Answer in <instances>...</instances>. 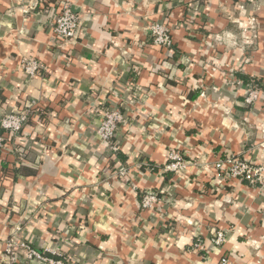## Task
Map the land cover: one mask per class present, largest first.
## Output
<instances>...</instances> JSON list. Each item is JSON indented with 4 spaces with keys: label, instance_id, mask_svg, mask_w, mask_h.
I'll use <instances>...</instances> for the list:
<instances>
[{
    "label": "crops",
    "instance_id": "1",
    "mask_svg": "<svg viewBox=\"0 0 264 264\" xmlns=\"http://www.w3.org/2000/svg\"><path fill=\"white\" fill-rule=\"evenodd\" d=\"M61 1L0 0V118L40 115L0 152V264L15 236L67 264H264V184L215 168L264 158V0H70L83 21L71 47L51 28ZM157 22L170 50L153 44ZM28 58L47 70L29 76ZM113 107L117 152L96 114ZM172 150L180 173L163 170Z\"/></svg>",
    "mask_w": 264,
    "mask_h": 264
},
{
    "label": "built area",
    "instance_id": "2",
    "mask_svg": "<svg viewBox=\"0 0 264 264\" xmlns=\"http://www.w3.org/2000/svg\"><path fill=\"white\" fill-rule=\"evenodd\" d=\"M38 3L36 2L34 6ZM61 11L55 20L51 23V28L61 45L71 47L75 45L79 32L82 29L83 21L80 16L73 12L70 0L60 2ZM153 34V44L171 49L173 40L171 28L165 23H152L150 25ZM25 72L29 76H36L47 70L46 66L40 61L28 58L24 62ZM260 89L253 81L247 88L245 102L253 105L259 98ZM98 116V134L104 145L112 151L117 152L119 145L116 137L121 125L125 122V117L120 108H100L97 109ZM39 108L36 103L24 110H13L0 118V152H15L17 150L16 142H24L22 132L28 122L32 119H39ZM264 144V143H263ZM187 160L179 151L172 150L168 156V162L163 170L180 173L187 167ZM217 180L238 178L248 181L250 184H264V158L261 161L253 160L240 155H227L225 159L216 162ZM122 175H127L128 171L123 170ZM158 194L145 193L142 199V207L153 209L159 203ZM226 241V232L219 230L215 234L214 242L222 245ZM200 247V245H197ZM18 249L24 251L20 254ZM7 253L12 264H67L60 256L48 255L46 252L36 248L32 243L26 240H20L18 237H12L8 242ZM228 259L222 258V264H227Z\"/></svg>",
    "mask_w": 264,
    "mask_h": 264
},
{
    "label": "trees",
    "instance_id": "3",
    "mask_svg": "<svg viewBox=\"0 0 264 264\" xmlns=\"http://www.w3.org/2000/svg\"><path fill=\"white\" fill-rule=\"evenodd\" d=\"M256 84H259L258 81H255ZM260 85V84H259ZM152 169L156 170V167H152Z\"/></svg>",
    "mask_w": 264,
    "mask_h": 264
},
{
    "label": "water",
    "instance_id": "4",
    "mask_svg": "<svg viewBox=\"0 0 264 264\" xmlns=\"http://www.w3.org/2000/svg\"><path fill=\"white\" fill-rule=\"evenodd\" d=\"M73 10V9H72Z\"/></svg>",
    "mask_w": 264,
    "mask_h": 264
}]
</instances>
